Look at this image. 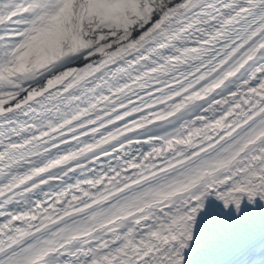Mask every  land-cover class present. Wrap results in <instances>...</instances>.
Returning <instances> with one entry per match:
<instances>
[{"label": "snow or ice", "instance_id": "snow-or-ice-1", "mask_svg": "<svg viewBox=\"0 0 264 264\" xmlns=\"http://www.w3.org/2000/svg\"><path fill=\"white\" fill-rule=\"evenodd\" d=\"M0 264H264V0H0Z\"/></svg>", "mask_w": 264, "mask_h": 264}]
</instances>
